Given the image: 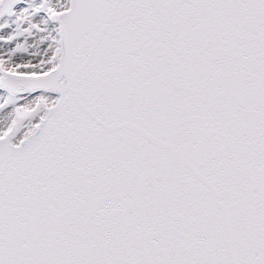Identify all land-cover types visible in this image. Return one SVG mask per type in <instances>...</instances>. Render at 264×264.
Masks as SVG:
<instances>
[{"label":"snow or ice","instance_id":"6c2138e0","mask_svg":"<svg viewBox=\"0 0 264 264\" xmlns=\"http://www.w3.org/2000/svg\"><path fill=\"white\" fill-rule=\"evenodd\" d=\"M0 264H264V0H0Z\"/></svg>","mask_w":264,"mask_h":264}]
</instances>
